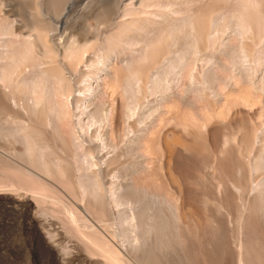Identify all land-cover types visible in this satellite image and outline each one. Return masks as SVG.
<instances>
[{"label": "rangeland", "instance_id": "obj_1", "mask_svg": "<svg viewBox=\"0 0 264 264\" xmlns=\"http://www.w3.org/2000/svg\"><path fill=\"white\" fill-rule=\"evenodd\" d=\"M37 1L43 2L41 31L49 24L52 30L50 52L38 47L33 58L40 68L53 60L71 85V95L63 98L71 111L67 122L77 129L78 154L90 147L88 158L97 163L92 168L101 165L107 187L135 184L161 194L147 201L160 207L166 229L163 248L151 237V252L143 260L139 254H145V246H133L122 233L129 227L120 207L100 221L86 211L73 175L51 176L29 162L18 130L23 121L54 147L61 140L46 121L26 117L23 107L34 95L16 91L15 101L3 96L0 102V264H110L99 251L87 249L89 236L80 230L108 241L124 264H238L239 226L247 241L264 250V203L250 194L254 186L264 190V2L256 10L253 0H57L55 6L51 0ZM35 2L0 0V23L14 32L8 45L35 32ZM179 9L180 14L173 13ZM155 10L167 14L155 15ZM188 12L204 35L219 34L211 24L218 18L224 25L221 36L202 40L201 46L184 36L169 39L160 59L144 66L137 48L144 41L164 43L169 24ZM241 12L253 23L254 38L244 35ZM134 18H140L137 27L130 26ZM1 44L5 51L8 45ZM69 44L82 53L72 67L63 53ZM259 54L263 59L257 64ZM26 64L17 81L31 76ZM56 95L60 98L59 89ZM129 110L134 111L130 118ZM97 111L107 120H92ZM56 153L67 155L59 148ZM166 198L181 200L180 232H173ZM72 206L84 226L69 217Z\"/></svg>", "mask_w": 264, "mask_h": 264}, {"label": "bare ground", "instance_id": "obj_2", "mask_svg": "<svg viewBox=\"0 0 264 264\" xmlns=\"http://www.w3.org/2000/svg\"><path fill=\"white\" fill-rule=\"evenodd\" d=\"M34 1L35 0H32V2ZM177 1L178 0H169L170 4H176ZM51 2V6H55L59 3L57 0H51ZM263 2L264 0H253L252 4L256 10H259ZM42 3L37 0L35 3H32L34 4L35 9H33L35 11V14L33 15L35 16L33 21V30L35 32L23 39H17L18 43L16 44L8 45V43L13 42L10 37L11 34H14V32L10 26L7 27V25H3L2 23H0V36H3L2 38H0V42L3 43L1 45H8L5 51H0V102L3 96L11 97L15 101L14 94L16 91L23 92L24 94H26L25 92H29L30 94L34 95V97L32 98V102L26 104L23 107L25 111L22 108L24 113L27 115L25 116L28 119H32L34 121H46V123L49 124V126L53 130V136L57 137L59 141L61 140V144L57 145V147H54L51 141H49L48 137H43L42 133L29 132L28 129L31 128L30 124L26 121H23V125L19 127L18 130L22 132L24 134L23 136L25 137V155L27 160L29 162L35 163L40 168H43L51 176L56 175L65 178L68 175H70L69 177L73 175L71 183L78 185L79 193L82 197L81 200L86 207V211L90 212L98 220H107L111 214H116V207H120L119 211H122V213L126 215L125 220L127 221V225L129 227L128 230L123 231L122 233L127 239H130L131 242L134 243L133 246H136L137 248L145 246V249L143 248L145 254L143 256L139 254V257L145 260V258L148 257L151 252V237L160 240L161 247L163 248L161 240L163 237V233H165L166 222L163 219L164 216L162 210L159 206H157L156 203L153 204L147 201L150 199V196H154L155 198H157L162 195L149 193L144 189V187H140L135 184H129L131 185L130 188H122L124 187V185L116 187V184H114V186L107 187L103 180L105 174L104 169L101 167V165L98 164V167H96L95 169L92 168V165L95 164L94 166H96L97 163L91 161V159L88 158V156H90V154L92 153L90 147L83 149V153L81 155L78 154L80 144L76 142L77 129L71 123L67 122L66 118L70 115L71 111L68 98H65V100L63 98L64 95H71V85L68 80L57 70V68L53 64V60L50 61L49 66L40 68V63H37L39 59H36L37 57L35 58L36 60L33 58V56L37 52L38 47L44 49L45 53L50 52L49 50H47V48L49 32L50 30H52V28L48 23L50 26L48 30L45 32L41 31V28L43 27L42 24L44 22L43 18L41 17V14L44 12L43 10H41ZM155 5L161 6V4L159 3ZM131 11H133V9ZM181 11L182 10L179 9L173 11V13L180 14ZM153 14L161 16L162 14L167 13H164L161 10H155L153 11ZM188 14L189 12L181 15L180 17L176 18L171 24H169L170 35H167V39H165L164 43L160 42L151 45L148 42L144 41L141 46L137 48L138 50L136 49L144 62V66H146L147 63H153V61H158L160 59V57L165 53V47H167L168 45L171 46V42L168 41L169 39L174 42L180 36H184L186 38H189L193 42L194 46H201L200 42L202 40L206 43H208L209 40L213 42L214 38H219L221 36L220 29L221 26L224 25L219 22L218 18L212 20L211 24L213 26V30L219 31V34L213 36V33L211 32L208 35H204L203 32H199L198 22L194 20V17L190 18ZM238 16L240 25L243 28L244 35L249 38H254V36H252L253 23L249 21L248 15L244 12H241ZM186 18H188L187 23L183 22L186 20ZM139 19L140 18L129 19L130 26L137 27V21H139ZM123 23L124 22H122L121 25H123ZM231 24L233 25V23L230 21L228 25ZM118 26L120 27L119 24ZM262 40L264 41V38H262ZM63 48V53L66 57H69L71 61L70 67H72V64L75 60L82 59V53H79L80 51H77L72 44H69L66 47L63 45ZM262 59V55L259 54L257 56V64L261 63ZM26 63H28V65H30L33 69L31 76L27 78L24 77L23 79L17 81L19 77L18 79L16 77L21 74L23 69H25L24 67L25 65H27ZM261 74L262 77L260 79V83L261 87L264 88V71ZM58 89L61 94L60 98L56 95V91H58ZM11 102H13V100ZM7 107L8 105L6 106V109ZM132 111L129 110L128 118H130V116L134 114V111ZM64 117L66 119V122H64ZM27 118L26 120H28ZM92 120L106 121L107 118L99 114V112L97 111L93 114ZM78 126L79 128L85 127V125L81 122H78ZM57 148H59V150L63 151V153H66L67 155L62 156V154L56 153ZM70 148L72 149V153L69 155L68 152L69 150L71 151ZM71 166L75 168V174H71ZM31 189L38 195L48 196V194H46L44 190H37L35 187H31ZM250 194L252 196L251 198L255 202L264 203V190H262L261 188H257V186L252 187L250 189ZM148 196L149 198L146 199V197ZM166 200L172 210V216L174 220L173 222L175 223V231L173 232H180L181 228L183 227V219L179 211V207H181L179 202L181 200H171L168 198H166ZM67 210L69 213V217L72 220L78 222L80 227L84 226L85 219H83V217L76 209L73 208V206L68 208ZM262 219L264 223V210L262 212ZM248 228L249 227H247V230ZM239 230V236L235 243V246L237 248L236 250L238 264H264V250L262 246H257L255 245V243L252 244L251 241H247L243 226H239ZM80 232L86 236H89V242L87 243L86 247L90 252L99 251L100 254L110 264L125 263L120 253L116 251V249L111 246L108 241L103 240L100 237H92L90 231L80 230ZM129 233H131L132 235L129 236ZM151 263L152 262H150V264Z\"/></svg>", "mask_w": 264, "mask_h": 264}]
</instances>
